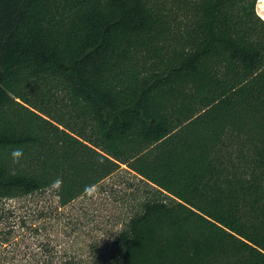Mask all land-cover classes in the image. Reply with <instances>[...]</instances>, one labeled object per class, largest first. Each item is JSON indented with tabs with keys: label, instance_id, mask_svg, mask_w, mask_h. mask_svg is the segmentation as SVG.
<instances>
[{
	"label": "trees",
	"instance_id": "trees-1",
	"mask_svg": "<svg viewBox=\"0 0 264 264\" xmlns=\"http://www.w3.org/2000/svg\"><path fill=\"white\" fill-rule=\"evenodd\" d=\"M259 0H0V200L147 186L102 264H264Z\"/></svg>",
	"mask_w": 264,
	"mask_h": 264
},
{
	"label": "rangeland",
	"instance_id": "rangeland-1",
	"mask_svg": "<svg viewBox=\"0 0 264 264\" xmlns=\"http://www.w3.org/2000/svg\"><path fill=\"white\" fill-rule=\"evenodd\" d=\"M264 18V8L257 5ZM126 168L61 207L56 188L0 200V264H102L147 186Z\"/></svg>",
	"mask_w": 264,
	"mask_h": 264
},
{
	"label": "bare ground",
	"instance_id": "bare-ground-1",
	"mask_svg": "<svg viewBox=\"0 0 264 264\" xmlns=\"http://www.w3.org/2000/svg\"><path fill=\"white\" fill-rule=\"evenodd\" d=\"M261 6L264 8V0H259Z\"/></svg>",
	"mask_w": 264,
	"mask_h": 264
}]
</instances>
